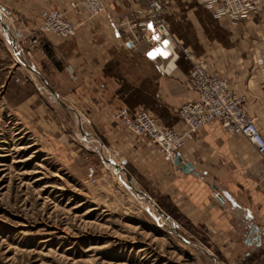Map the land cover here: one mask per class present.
I'll return each mask as SVG.
<instances>
[{
    "label": "crops",
    "instance_id": "obj_1",
    "mask_svg": "<svg viewBox=\"0 0 264 264\" xmlns=\"http://www.w3.org/2000/svg\"><path fill=\"white\" fill-rule=\"evenodd\" d=\"M67 1L0 0L1 9L22 34L14 38L6 30L8 35L0 37L4 50L19 54L18 45L23 44L31 65L49 67L50 75L44 77L29 66L74 111L80 131L83 126L131 175L169 196L176 211L200 228L227 264H264V241L257 242L255 234L246 240L251 225L264 227V157L244 137L225 133L213 121L187 135L179 152L182 162L191 163L199 174L184 173L164 161L153 143L134 135L114 114L120 109L130 114L146 110L161 124L183 129L177 111L196 98L188 86L190 63L178 52H161L143 40L132 48L124 46L130 35L125 22L142 16L144 0H105V12L90 19L69 12L75 20H84L75 36L65 40L44 36L43 47L31 51L24 27L39 22L41 9L63 8ZM162 3L170 31L207 60L209 71L228 79L264 134V5L233 20L215 17L198 0ZM7 67L14 80L16 71ZM30 84L34 91L21 95L14 107L34 114L43 99L40 87L34 81ZM19 85L25 89V83ZM213 191L220 193L221 202Z\"/></svg>",
    "mask_w": 264,
    "mask_h": 264
},
{
    "label": "rangeland",
    "instance_id": "obj_2",
    "mask_svg": "<svg viewBox=\"0 0 264 264\" xmlns=\"http://www.w3.org/2000/svg\"><path fill=\"white\" fill-rule=\"evenodd\" d=\"M0 11L1 39L7 32L17 37V25ZM21 45L12 54L0 43V264H227L169 196L131 175L83 126L81 133L74 111L29 66L44 77L50 68L31 65ZM30 81L43 99L34 114L14 107L34 91ZM102 156L125 171L116 172ZM90 165L95 181L87 175Z\"/></svg>",
    "mask_w": 264,
    "mask_h": 264
},
{
    "label": "built area",
    "instance_id": "obj_3",
    "mask_svg": "<svg viewBox=\"0 0 264 264\" xmlns=\"http://www.w3.org/2000/svg\"><path fill=\"white\" fill-rule=\"evenodd\" d=\"M142 16L125 22L128 39L124 46L135 47L137 41L143 40L161 52L167 54L178 52L189 63L188 86L196 92V98L183 103L178 117L184 125L179 130L161 124L158 119L146 110H138L134 114L125 109L115 112L114 117L134 135L149 140L159 150L162 159L172 163L174 156L184 147L187 135L203 129L208 123L216 121L221 129L230 135L244 137L264 157V134L254 117L244 107L243 98L236 94L227 78L209 71L207 60L197 56L188 46L177 38L169 29L162 16V0H144ZM209 9L215 17H227L238 20L255 12L264 0H198ZM106 10L105 0H68L63 8L46 7L39 12V22L25 26L28 32V46L34 51L44 45V36H55L69 39L75 36L83 19H90ZM69 12L82 15L75 20ZM17 52H19L17 50ZM18 81V79H15ZM87 175L95 181V168L89 166ZM220 193L213 191L218 199ZM264 241V227L259 231Z\"/></svg>",
    "mask_w": 264,
    "mask_h": 264
},
{
    "label": "water",
    "instance_id": "obj_4",
    "mask_svg": "<svg viewBox=\"0 0 264 264\" xmlns=\"http://www.w3.org/2000/svg\"><path fill=\"white\" fill-rule=\"evenodd\" d=\"M1 25H2V27H4V29H7V26H6L5 23H2ZM17 37H20V34H19L18 32H17ZM31 69H32V68H31ZM32 70L35 71L34 69H32ZM35 72H36L37 74H39L37 71H35ZM40 78H41V80L45 83V85L48 87V89L53 93V95L56 97V99H58V101H60L62 105H64L65 107H67V105H66L65 103H63V102L61 101V99L58 97V95H57V93L54 91V89H53V88H52V87L46 82V80H45L42 76H40ZM78 118H79V120H80V117H79V116H78ZM81 133H82V128H81ZM102 158H103V160H104L106 163L112 164V165H113V168H114V170H115L116 172H119V171H121V170H124V171H125L124 166H122V165H120V164L114 162V161L111 160V159H107V158H105V157H103V156H102ZM173 163H174V165L179 166L180 170L183 171L184 173H189L190 171H193L195 174H199V173L194 169V167H193V165H192L191 163H189V162H182V159H181V156H180L179 153H177V154L174 156ZM126 179H127V183H128V185H129V187H130L131 189H133V190L135 191V193L140 194V191L137 190V189L134 187V185H133V183H132L130 177H129L127 174H126ZM213 188H214V187H213ZM220 198H222V197L220 196ZM152 205L155 207V209L157 210V212H158L160 215L163 216L164 219H166V220H169V219H170L169 215H167V214H166L162 209H160L155 203H152ZM259 231H260V230H259V227H258L257 225H251V228H250V231H249V234H248L249 236L247 237L246 240H249V239H250V236H252L253 234H255V240H256L257 242H259V241H260V234H259ZM203 250H204V249H203ZM204 252H206L207 254H209L211 257H213V258L215 259V261H217L215 255H213L212 253H208L207 250H204Z\"/></svg>",
    "mask_w": 264,
    "mask_h": 264
},
{
    "label": "bare ground",
    "instance_id": "obj_5",
    "mask_svg": "<svg viewBox=\"0 0 264 264\" xmlns=\"http://www.w3.org/2000/svg\"><path fill=\"white\" fill-rule=\"evenodd\" d=\"M1 18H2V16H1V11H0V19H1ZM1 26H2V25H1ZM111 166L113 167L112 164H111ZM217 200L221 202V201H222V198L219 197ZM169 220H170V219H169Z\"/></svg>",
    "mask_w": 264,
    "mask_h": 264
}]
</instances>
